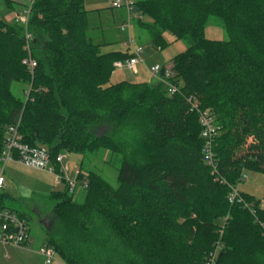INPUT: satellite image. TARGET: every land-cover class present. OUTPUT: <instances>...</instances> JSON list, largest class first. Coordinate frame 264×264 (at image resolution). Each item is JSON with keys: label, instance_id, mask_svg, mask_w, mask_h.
Here are the masks:
<instances>
[{"label": "trees", "instance_id": "obj_1", "mask_svg": "<svg viewBox=\"0 0 264 264\" xmlns=\"http://www.w3.org/2000/svg\"><path fill=\"white\" fill-rule=\"evenodd\" d=\"M134 14L156 47H166V33L187 43L170 65L178 94L163 83L110 85L114 63L131 54L102 52L84 0H35L33 76L23 64L22 27L0 18V157L8 127L20 120L23 143L45 146L52 161L99 151L121 158L116 188L90 172L77 177L87 182L82 202L68 188L52 194L48 247L65 264H204L217 243V264H264L260 202L241 192L254 214L228 202V185L243 173L264 174V0H141ZM211 18L228 41L205 38ZM15 82L28 86L26 100L12 94ZM190 97L214 117L217 172L228 185L204 162ZM250 137L257 143L248 145ZM7 200L0 192V212L27 219Z\"/></svg>", "mask_w": 264, "mask_h": 264}, {"label": "rangeland", "instance_id": "obj_2", "mask_svg": "<svg viewBox=\"0 0 264 264\" xmlns=\"http://www.w3.org/2000/svg\"><path fill=\"white\" fill-rule=\"evenodd\" d=\"M114 1L84 0V9L92 14L90 16L91 34L96 37V41L103 45L109 43V45L101 48L102 52L119 51L128 53L129 51L123 45L128 38V34L120 31V26L128 18V14L124 10L112 8ZM4 6V2L0 0L1 19L4 17L6 10ZM136 21H132L130 36L135 40L136 45L143 48L142 59L144 63H140L135 72L115 70L110 85L121 82L152 83L155 76L150 73V68L156 65L160 67L170 66L175 57L188 48L184 40L177 41L167 33L163 35L167 43L166 47L163 49L156 47L149 33L141 29L135 23ZM142 22L150 23V20L143 18ZM205 38L210 41H228L229 34L221 21L211 18L205 28ZM28 90L27 85L18 82L13 83L11 87L12 94L23 101L27 98L26 93ZM9 164L6 166L7 169L4 168L5 186L1 193L8 196V200L5 202L8 208L26 215L32 244L28 245L26 250L14 246L4 248L0 244V264H46L44 258L38 254L41 247L45 248L49 245L48 230L42 223L51 218L53 207L57 203V200L52 198V194L63 193L67 187L64 183L55 185L56 178L52 174L32 171L20 164L10 168ZM120 166L121 158L119 156L108 151H99L86 157L78 154H68L62 168H69L65 172V177L71 181L76 180L77 169L83 167L81 171L85 177L90 172L99 173L111 186L116 188ZM2 168L3 164L0 161V172ZM245 174L247 179L238 184L239 190L254 197L260 202L259 208L264 210V174L253 171H247ZM85 194L86 191H80L73 196L77 202H82ZM52 264H65V262L56 254L55 262Z\"/></svg>", "mask_w": 264, "mask_h": 264}, {"label": "built area", "instance_id": "obj_3", "mask_svg": "<svg viewBox=\"0 0 264 264\" xmlns=\"http://www.w3.org/2000/svg\"><path fill=\"white\" fill-rule=\"evenodd\" d=\"M35 0H28L26 9L15 16L14 23L19 24L23 31L26 40L25 51L26 57L23 60L24 66L27 67L31 76L34 74V70L37 67V62L32 56L31 43L33 40L32 35L28 31V23L31 14L32 7ZM136 0H115L112 3V8L117 10H124L128 14V18L120 27L122 33H127L128 38L125 42V46L129 49L131 57L126 61H118L114 63L115 70H123L129 72H135L137 66L140 63H144L142 59L143 48L136 45L135 40L130 36V29L132 21L141 19V16L134 14ZM150 72L157 77L159 83H163L167 87V93L169 96H174L180 92V85H176L172 82L173 70L170 66L160 67L158 65L150 68ZM190 104V112H196L199 115V121L202 127V138L204 140L203 156L204 162L209 168H211V175L215 177V181L220 184L228 183L217 172V161L213 152L215 146V140L219 135L218 129L215 126V120L210 111L200 110L199 103L193 97L188 98ZM20 120L14 125L8 127L6 131V139L4 145V151L1 156V162L3 168L0 172V192L5 186L4 168L10 162H16L25 168L47 172L52 174L56 178V183L61 184L62 178L66 182L69 194L75 195L79 190H87V182H78L77 177L81 174L80 170L76 171V180L71 181L65 177L66 169H63V162L68 154H60L56 157L55 161H52L49 150L45 146L32 147L23 143V138L19 132ZM257 143L254 137H250L248 145ZM57 166L60 170L57 171ZM247 179V175L243 173L240 182H244ZM228 195V202L233 204H241L244 208L249 209L253 214L252 205L245 202L241 195V191L238 185L231 186ZM264 233V223H260ZM29 225L26 219L21 218L18 214L11 212L10 210H4L0 212V244L4 246H14L17 248H26L32 244L29 235ZM221 229L220 233L222 234ZM222 247L220 243L216 244V247L209 253L204 264H217ZM38 254L44 258L46 264H52L55 262V251L50 247H41L38 250Z\"/></svg>", "mask_w": 264, "mask_h": 264}, {"label": "crops", "instance_id": "obj_4", "mask_svg": "<svg viewBox=\"0 0 264 264\" xmlns=\"http://www.w3.org/2000/svg\"><path fill=\"white\" fill-rule=\"evenodd\" d=\"M10 2H11V4H12V6L11 7H7L6 5L4 6L5 8H6V10H5V14H4V17L2 18V20L5 22V23H7V24H14V19H15V16L16 15H18V14H21L25 9H26V7H27V1L28 0H9ZM98 15H100V13H98ZM125 22V20L123 21V23ZM122 23V24H123ZM122 26V25H121ZM120 26V27H121ZM103 32V31H102ZM102 36V35H101ZM127 40V39H126ZM126 40L124 41V43H123V45L125 46V42H126ZM105 45H109V43H106ZM126 47V46H125ZM127 48V47H126ZM127 50L129 51V49L127 48ZM110 52H115V51H110ZM116 71H119V70H116ZM121 71H123V70H121ZM149 71H150V69H149ZM151 73V72H150ZM152 74V73H151ZM157 83H159L158 82V79H157V77L155 76V79H154V82H152V83H148V84H157ZM0 161H1V157H0ZM18 163H16V162H10V168L11 167H13V166H15V165H17ZM6 168V167H5ZM68 168V167H67ZM66 168V170H68ZM7 169V168H6ZM27 169H29V168H27ZM83 169V167H80L79 169H77V170H82ZM30 170H32V171H38V170H33V169H30ZM38 172H43V171H38ZM66 172V171H65ZM43 173H47V172H43ZM81 173H82V171H81ZM55 183V185H60V184H57L56 183V181L54 182ZM80 191H82V190H79L78 191V193L80 192ZM2 247H8V246H4V245H2ZM28 247V246H27ZM27 247L26 248H21V249H24V250H26L27 249ZM1 262V261H0Z\"/></svg>", "mask_w": 264, "mask_h": 264}, {"label": "water", "instance_id": "obj_5", "mask_svg": "<svg viewBox=\"0 0 264 264\" xmlns=\"http://www.w3.org/2000/svg\"><path fill=\"white\" fill-rule=\"evenodd\" d=\"M42 224H43V226H44L47 230H49V221L44 222V223H42Z\"/></svg>", "mask_w": 264, "mask_h": 264}, {"label": "flooded vegetation", "instance_id": "obj_6", "mask_svg": "<svg viewBox=\"0 0 264 264\" xmlns=\"http://www.w3.org/2000/svg\"><path fill=\"white\" fill-rule=\"evenodd\" d=\"M49 221V220H48ZM51 223V221H49Z\"/></svg>", "mask_w": 264, "mask_h": 264}, {"label": "bare ground", "instance_id": "obj_7", "mask_svg": "<svg viewBox=\"0 0 264 264\" xmlns=\"http://www.w3.org/2000/svg\"><path fill=\"white\" fill-rule=\"evenodd\" d=\"M37 147V146H36Z\"/></svg>", "mask_w": 264, "mask_h": 264}]
</instances>
